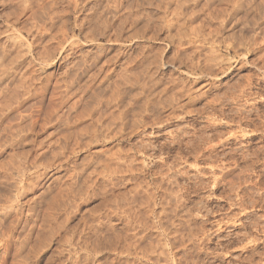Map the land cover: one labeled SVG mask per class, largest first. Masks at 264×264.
Instances as JSON below:
<instances>
[{
	"label": "rangeland",
	"instance_id": "374dc122",
	"mask_svg": "<svg viewBox=\"0 0 264 264\" xmlns=\"http://www.w3.org/2000/svg\"><path fill=\"white\" fill-rule=\"evenodd\" d=\"M11 1L12 0H1L0 1V31H1L0 32V42H1L0 43V57L2 54L3 48L6 45H8L9 40L13 38L16 40L20 38L19 40H20L21 47L19 48L17 47L18 48L17 50L20 51L18 55L22 57L18 59L19 56H16V59L18 60L15 59L14 61L16 68L19 66L18 70L16 68L15 69L20 74H16L17 76L15 75V77L13 76L14 81L12 80L13 79L12 78L7 82L8 84L6 83L8 85V88L11 86V84L13 85L8 89L10 90L9 92L11 93L12 88H15L14 91L17 90L16 92L18 93V96H19V101H17L18 103L14 102L12 104V106H14L13 107L14 110L11 113H9L8 116L10 117L9 120H11L12 122L13 121L15 122V123L13 122L14 124L20 123L22 125H26L27 123V125H31L32 131L31 133L28 134V137H27L28 139L26 138L27 140L25 139L21 143L22 145L19 144L12 149L5 147L3 148V151L2 150L0 151V164L2 163V160L3 161L5 160L4 161L5 163H6V160L8 159L11 161L14 155H15L14 156L15 158L16 155L18 156L20 155V153L22 154L24 153V155L26 156L28 155V158L29 157L32 158V156L34 155L36 156V155L42 154L41 156L40 155L38 156V158L41 157L42 159L40 158L41 161L39 160V163H40L39 167L34 170L38 174V175L35 174L37 178L35 176L34 178L36 179H34L33 181L36 186L35 185L34 187L30 186L31 190H30V187H28L29 189L26 188L27 191L25 189L24 191L23 190L19 191L20 193L15 192V191L9 192L11 193L10 198L13 197V199H11L12 201L11 207L13 209H17L15 210V212L12 211V214L9 219H11L12 216L15 219L18 217L20 219L19 214H21V219H22V220L20 219V222H21L19 225L20 227L18 226L17 229L14 230L15 232H13V236L14 234H16L17 236L15 235L14 238L17 237L16 239L18 240L19 236L22 238L21 236L22 234L23 237H25V235L28 236L29 240L27 239L26 245L23 248V251L20 253L21 257L19 256L16 259H14V257L12 256L13 254L12 250L15 249L16 242L20 241L21 239L17 241L16 239L12 238V240L10 241L11 244L9 247L10 251L8 250V253L5 252V247L7 246L4 240L2 239L3 241H0V245L1 244H4V245L0 246V259L3 260L4 258L5 260L4 264H16V263L17 264H46V263L47 264L48 263L49 264H186V263L187 264H236V263L237 264H264V236H263V231H262L264 227L263 226L264 225V222H263L264 221V208H263L264 207V202H263L264 201V180H263L264 173L262 174V177L257 176L256 178V174L258 172H261V173L264 172V54H263L264 53V3H262L264 2V0L262 1L256 0V3H255V0H244V3H243V0L242 2L241 0H235V2L234 0H232L234 3L230 2L231 0L229 2L226 0H220V1L214 0V2L210 5V7L213 8L212 9L213 16L216 15L217 17L215 19L216 21L214 20V18L212 19L211 22H210V19L207 20V15L206 13H204L205 12L204 9L208 11L209 8H204L203 11L199 13L200 15L203 14L205 18H203V15L200 18L197 17L194 21V26L192 27L196 26L195 22L199 18L197 20V27L200 26V27H204L207 29L210 26L211 28L212 26L214 27L216 22L221 23L220 17L222 19L223 18L222 16L223 15L225 16L227 12L228 14H231V12H229L228 9H231L232 7V9L230 10L232 11L234 9L233 7L234 5L236 6H238L239 4L242 5V6H238L239 10L237 8L233 10L232 14H234L235 16L231 14V16L235 17V19L236 20L238 19V20L236 21L234 19L235 20L234 21L233 18L230 17L229 20H231L230 22L231 24L228 23L229 27L226 26L225 29L222 28L220 30L221 32H219V34L214 38V42H212L213 44L212 46H214V54L217 56V60H218L216 63L217 65L215 64L211 66L210 69L207 68V70L203 73L200 72L201 75L199 71H197V73H194L185 66H182V67L175 66L174 67L175 69L172 68L170 66L171 64L170 62L174 60L170 61L168 64V61L173 58V57L171 58L170 56L174 55V51L171 46V43L165 38L166 32L160 20V15L158 11L159 8L157 7V5H155L157 2H159V0H116V1L115 0L113 1L112 0H109V1L108 0H87V1L76 0L75 2H77V5L75 6V9L73 8L74 0L72 1L70 0L68 1L59 0L58 1L57 0L58 2L56 3H59V5L57 4L58 6L56 5L57 6L56 7L55 4H53L56 8H54L53 6L52 10L50 11L48 15L45 12L43 14L42 9H40V11L42 12L38 10L39 13L37 12L38 13L37 16L36 15L31 16V12L28 11L23 16L29 18L31 23H29V21L28 22L26 21L28 20L27 18L24 19L25 17L24 18L22 17L21 18L22 20L20 19L17 23L15 22V24H13V21H15L14 16H13L15 15V13L13 14V12L16 11V13L17 12L20 13V10H15L16 7H17L16 9H20V7H18L15 0H13L12 2ZM46 1L44 0V3H46ZM55 1L56 0H54V2ZM141 1H142V4H141ZM237 1L239 4L236 3ZM251 1L254 2L256 6L251 5L252 3ZM258 1L259 2L261 1L260 3H261V6L263 7L261 9V6H260V8H258L259 10H257V7H259L260 5ZM32 2H33L32 5L34 4L36 5V0L35 2L32 0ZM38 2L40 4V0ZM38 2H37V5L39 7ZM246 2L247 3L249 2L250 4H246ZM246 5L247 6L249 5V6L247 7ZM251 6L252 7L255 6L256 8L253 7V10H252ZM161 7L163 8V4H161ZM223 9L225 11L223 15H221V13L223 12ZM33 11L36 12V9H34ZM5 12H6V15H5ZM156 12L158 13V15ZM216 12L218 14L220 12L221 16L216 14ZM236 12H237V15H236ZM27 13H30V14H27ZM53 15L55 16V18ZM50 16L53 17V23H51L50 22L51 20H49L48 18ZM52 17H50V19H52ZM23 19L25 20L24 23L26 26H24V23L22 22ZM41 22L43 24H41ZM105 22L109 23V25H107ZM201 22H204V23L200 24ZM212 22H215V24H212ZM34 23H36V25ZM104 23L106 24L105 26L102 25ZM116 23L117 24L121 23L120 25L122 27L119 24L117 25ZM205 23L208 24L209 27L208 25L205 27L204 26ZM75 24L77 25L75 26ZM198 24L200 25L198 26ZM22 25L24 27H22ZM34 25L37 27H35ZM110 25H112V27H110ZM231 25L234 27H232ZM59 26L61 29L59 28ZM26 27H28V29ZM113 28L115 29V31H112L114 30ZM31 30L32 32L33 30L34 32H38L39 30L38 33L39 35H42V36L38 35L35 39L32 38L30 35L32 33ZM117 35H119L120 37L119 36L116 37ZM128 35H131L132 37L129 36L130 38H128ZM115 37L119 38V40L115 39ZM120 38H123V39H120ZM236 41H238L239 43ZM9 48H11L10 44H9ZM22 52H23V55H21ZM139 52H142V53H139ZM148 52H149V55H148ZM143 53L144 54L146 53V55L148 56L151 55V57L152 56L154 57L156 55V57L158 58L157 68L155 69L156 73H158L156 75L158 76L155 79L153 78L155 81L153 79L152 80L148 79L150 77H148L149 75L148 73H146L147 72L146 67L144 69L145 65L142 66L143 64L139 61L140 58L142 59ZM13 55L11 54V56ZM19 60L20 62H18ZM21 60H22V63H21ZM19 64H24V66L23 65L20 66ZM17 71L15 73H17ZM22 74L24 77L22 78L23 82L21 79H18L19 78L18 75L21 76ZM159 76L161 79L158 78ZM132 77L136 80V86L134 84L135 80ZM62 78H64L65 80ZM157 79H158L159 85L157 83ZM171 79L172 80L174 79L173 82L175 83L178 81L177 84L180 83V85L182 84V86H184L185 84V87L189 89V95L179 94V92L175 93V91H171V90H168L169 92L163 91L160 88V84H162L163 82H167V80H168L167 83H169V81H172ZM98 80L100 83L98 82ZM149 80L151 81L152 84H148L150 83L148 82ZM129 81L132 83H130ZM142 82H145V84L147 83V85H145L144 83L142 84ZM201 83H203V85ZM66 84H68L70 88L66 87ZM148 85L149 86L152 85V87L150 86L151 88H149ZM153 85L154 86L156 85V87H154ZM147 86L149 89L147 88ZM27 87L29 89H27ZM120 88H121V91H120ZM117 89L119 90L117 91ZM147 93L148 94L150 93L151 95L149 94L148 96ZM155 93H158V94H155ZM57 96L59 97L57 98ZM120 98L122 99V101L120 100ZM214 98L218 99L216 100L217 102L215 101ZM117 101L118 102L120 101L122 104L120 102L118 103ZM211 101L213 102L215 101V103ZM180 105H182L183 107L182 106L180 107ZM212 105L215 108V110L212 107ZM68 107L70 108L68 109ZM241 107H242V110L240 109L239 111L238 108H241ZM108 113H110L111 115ZM80 114L82 117L79 116ZM15 115L17 116V118ZM102 115L106 117L107 119L108 118L109 119L107 120L106 118H103ZM101 116L103 118L101 119L102 121L100 120ZM21 117H24V118H21ZM96 117H97L96 119L97 122L95 120ZM110 117L112 118L111 119L112 121L110 120ZM248 117L249 119H247ZM115 119H118V120L115 121ZM99 120L100 122L98 123ZM5 121H8V118H5ZM29 121L31 123H29ZM111 122L113 123L111 124ZM89 123H91L92 126L96 124L97 127L101 129H102V126H104L103 128L104 129L106 128L107 129L106 131H108V133L103 129L104 131L102 130L101 132H99L97 134V137L89 144V146L84 147L82 145L81 146L82 148H80V146L76 147L77 146V144H75L76 141L81 142L84 138L87 137V131H90V129L93 128L91 124ZM101 123H103L102 126L100 125ZM127 124H129L130 126ZM89 127H92V128L89 129ZM115 127L116 128L118 127L116 129L118 131L116 132H114ZM85 128L87 129V131ZM197 128L198 130L200 129L199 132ZM179 129L180 130L187 129L186 131H192L195 129L198 133H201V132L202 134L210 133L212 135V138L215 136V139H213L215 143L213 141L212 142L213 144H217L216 147L218 148L216 152L214 151L215 153L211 152L210 154L208 152L209 155L206 154L207 159L206 157L204 159L202 158L203 160L201 158L200 160L195 159L194 153L192 151L188 152V150L190 149L186 151L185 146L171 143L172 137L177 134L176 132H180ZM81 131L82 132L84 131V132L82 133ZM53 132L54 133L56 132V133L54 134ZM239 133L241 134V136ZM106 134H108L109 136ZM217 134L220 137L217 136ZM82 136H86V137L81 138ZM63 140L64 141L66 140V141L64 142ZM84 140L82 142H84ZM223 142H225L226 144L224 146H221V143ZM58 143H60L62 147H64V149L62 148V150L64 151L63 152L60 151L62 155L61 153H59V150L61 149L60 148L58 149V147L60 146ZM71 146L72 147L74 146L73 147L74 149ZM141 147L143 148L145 147V148L143 149ZM109 148L112 150H109ZM238 148L240 151L238 150ZM44 150L46 152H43ZM218 150L220 153L218 152ZM103 153L106 156H104ZM112 154L115 155L116 157L113 156ZM242 154L246 157L245 158L246 161L242 162L240 160L242 158L241 157ZM117 155H119V157ZM232 155L234 157L231 158ZM108 156L110 158H108ZM9 157L12 159H10ZM123 157H125L126 159ZM238 157L239 158L241 157V158L239 159ZM118 158L119 159L122 158L123 160L121 161V159L119 160ZM124 159L126 160V162L128 161L127 162L128 164L125 163ZM235 159L236 160L239 159L241 161L239 162V165L237 166L238 168L234 166L232 163ZM221 161H223V163L225 162L226 164L225 163L223 164ZM240 163H241V166H240ZM119 165L123 169L120 168ZM223 165L225 167L227 165V167L231 166L233 168L231 173L225 175V178H223L222 172H221V168L222 170L225 168ZM78 166H79V169H78ZM131 166L132 168L136 167L135 168L136 170L134 169L135 170L134 171L131 168ZM99 168H100V171H99ZM113 169L116 170V172ZM119 169L121 171L124 170L123 171L124 173H119L120 172ZM44 170H46V172ZM137 170L139 171L137 172ZM126 171L127 173H125ZM165 171L167 174L165 173ZM156 172L157 174H155ZM174 172H177V173L173 174ZM254 172H257V173H254ZM159 173L161 175H159ZM170 173L172 174V176H175V177L173 178ZM178 173L181 175L179 176ZM133 174L136 176H134ZM138 174H140L139 175L140 178H138ZM164 174L166 175V178L164 177ZM168 174L170 175L172 179L170 177L169 178L167 177ZM218 174H220V176ZM128 175L130 176L133 175V177L132 176L129 177ZM115 177L116 178L120 177L122 179L114 180ZM160 177L163 179L165 178L163 181V185L168 189L170 188L169 189L170 194H167V197L169 196L168 197L169 199L166 197L167 205L169 202H170L169 203L170 205L169 206L166 205V208L167 209L169 208V209L168 210L166 209L164 213L169 217L172 213V211L171 212L169 211L170 208L172 207L173 209L176 204L180 207V204H178V201L179 203H182V201L184 202L182 203V206H183L182 208H186V211L185 212L183 211V213L186 215L180 212L181 218L179 217V221H176V222L178 223L180 222L179 223L180 226H178V229L179 227L181 229L175 231L176 233H178L177 231H181L182 233L180 232L179 234H176L174 232L175 236H177L176 238L172 233H169L170 229L165 231L157 227H155V229L151 228L152 230L151 229L150 230H151V233L153 232V234L150 233L148 237L144 239L141 238L140 241H139L140 234H138V236L136 237V240L138 239V241L137 242L135 241V242L138 248H136L137 250H135L134 252H136L137 254L134 253L135 254L134 255L133 253H128L127 250H126L127 252L125 251V248L127 247V242H129V240L127 239L128 235L127 233H125L126 229H123L122 235L120 237L121 239H119L118 234H117L119 224H118V215H117L118 207L116 205L118 202L121 203L122 201L125 200V199L123 200V197H121V195H123L124 198H127V200H125V203H124L126 205H123V202L121 203L123 206H125L124 208H126L128 205L130 206V204L132 203L130 207L128 206L129 208L132 207L131 209H133L131 211H132V216H133L132 221L133 220L134 221L131 223L134 224V222L137 219H139L137 221H139L140 224L139 222L136 221L134 224V227H136L137 229L134 228V230L135 231L137 230L140 233L141 232L140 230L146 228L144 226V223H141V222H143L147 218V213H145L146 211H144L143 214L141 213L143 211L142 207L144 206L143 201L141 202V200H144L143 199L144 190L147 191L146 188L148 187H151V188H148V190L149 189L151 191L157 190L154 185H155L156 179H159ZM255 178L257 180L262 178V183L261 185H259V188L252 185L253 181H255ZM174 179H175V182H173ZM87 182H89V184ZM142 183H144L145 186L148 184L149 185L146 186L145 188L144 184ZM131 184H134L135 186ZM82 186L85 188H83ZM131 186L134 188V190H131L133 189ZM138 186L139 187L141 186L139 188L140 190H138ZM143 187L144 189H142ZM3 188L4 187L1 188V185H0L1 192L5 191ZM135 189L137 191H135ZM72 190H75V191H72ZM129 190H130V194L137 192L136 197L134 196L136 194H133L134 201L133 199L130 198V196L132 195L129 194ZM176 190L177 192L180 193L181 196L179 195V193L174 192ZM138 191L139 192L142 191V192L139 193ZM171 192H173L174 194ZM9 193H5V194L8 196ZM12 193H14V196ZM174 195L176 196L179 195V196L176 197ZM113 196L114 198H112ZM172 197H174V199ZM136 198L137 200H140V201L135 202ZM175 198L176 199L178 198V200L176 201ZM130 199L133 202L130 201ZM128 201H129V204H127ZM158 201L159 199L155 200L154 202L152 201L153 205L157 208L159 206ZM32 202L36 203L35 206L37 207H35L34 209L35 211H33L35 215L33 214L34 216L32 217V219L33 220L36 219V221H34L35 225L31 231L28 229L29 228L28 226L27 227L25 226L26 228L24 227L23 229L21 225L23 226V223H25L26 221H28L27 223L29 222L31 223V216H29L30 217L29 219V217H27L28 215L27 213H29L28 208L31 205L30 203ZM71 202H74V203H71ZM37 204H40V205H37ZM183 204L187 206L185 207ZM18 208L20 209V211ZM135 208H138V209H135ZM139 208H141V210ZM21 210H22V213H21ZM134 210L135 211L139 210L138 211L139 214L135 212ZM63 211L65 214L63 213ZM16 212H18L19 214ZM133 212H135L136 214L134 213L133 215ZM13 214L15 215L18 214V216L16 215L15 217V215ZM189 214L190 216H188ZM136 215H138L139 218ZM143 215L145 216L142 218L141 216ZM183 216L185 218H183ZM134 217L135 218L137 217V218L135 219ZM151 218L153 221L151 220ZM147 219L145 221H148V223L150 224L151 222L154 223V220H156L155 217H152V214H150V218H147ZM181 219L182 221H180ZM24 220L25 222H23ZM168 223H169L168 221H166V223L163 222V224L165 225L164 227L170 228L171 224L170 223L168 224ZM157 224H158V221H157ZM198 224L199 226L197 227ZM183 227H185L184 228L185 230L183 229ZM20 228L23 229L26 232V234L25 232L23 233V230H21ZM19 230L22 231V233ZM28 231L29 233H31L30 237H29V234H27ZM65 233H67V235ZM158 235L159 237L160 236L162 237V238L160 237L161 241L164 239L165 242L163 241L162 243H165L166 245L169 244L168 246H166L167 249L164 250V253H163V255L165 254V256L167 257L161 256V258L159 257L160 258L159 261H157L155 259L157 252L155 251L153 252L150 249L148 253H152L151 256L153 259H151L150 261H146L141 256V253H140L141 249L148 248L149 242L153 241L154 240L153 238L157 237ZM168 235L169 236L172 235V236L169 237ZM170 238L174 240L175 242L174 248L176 249L174 248L172 249L173 247L172 243L174 242ZM167 240L171 242H168ZM137 243L139 244V246ZM179 244H181V246ZM125 245L126 247H124ZM13 246H14V249L12 248ZM63 248L64 249L66 248L67 250H64ZM120 248H121V254L119 252ZM188 257L190 258V260Z\"/></svg>",
	"mask_w": 264,
	"mask_h": 264
},
{
	"label": "bare ground",
	"instance_id": "6f19581e",
	"mask_svg": "<svg viewBox=\"0 0 264 264\" xmlns=\"http://www.w3.org/2000/svg\"><path fill=\"white\" fill-rule=\"evenodd\" d=\"M1 1V0H0ZM13 1V0H12ZM11 1V2H12ZM16 1V3H17V5H18V7H20V9H16L15 8V10H20V13H16V11L15 12H13V14L15 13V15H13L14 16V20L15 21H13V24H15V22L17 23L22 17L24 18L25 16H23V15H25L26 14V12H31V16L33 15H38V10L40 11V9H42V11H43V14H44V12L45 13H47V15L50 13V11L52 10V8H53V4H55V6L58 4L59 5V3H56V2H58L57 0L54 2V0H45L46 1V3H44V0H42L43 1V3H42V1L40 0V4H39V0L37 1L36 0V5H37V2H38V4H39V7H38V5L36 6L35 4V6L34 5H32V0H15ZM34 2H35V0H33ZM68 1V0H67ZM70 1H72V0H70ZM76 0H74L73 1V4H74V9H75V6L77 5V2H75ZM81 1V0H80ZM85 1H87V0H85ZM109 1V0H108ZM113 1V0H112ZM116 1V0H115ZM217 1V0H216ZM218 1H220V0H218ZM226 1H230V0H226ZM262 1V0H261ZM260 1V2H261ZM62 2H64V1H62ZM214 2V0H159V2H157L155 5H157V7L159 8V15H160V20H161V22H162V25H163V27H164V29H165V38L171 43V46H172V48H173V51H174V55L173 56H170L172 59L171 60H169L168 61V59H167V61H168V64H169V62L170 61H172V60H174V61H172V62H170L171 64H170V66L172 67V68H174L175 66H177V67H182V66H185V67H187V68H189L192 72H194V73H197V71H199V73L201 72V73H203V72H205L206 70H207V68H209L210 69V67L211 66H213V65H215L216 63H217V56L214 54V46H212L213 44H212V42H214V38L219 34V32H221L220 30L222 29V28H224L225 29V27L226 26H228L229 27V25H228V23H230L231 22V20H229V18L230 17H232L233 18V20L235 19V17H233V16H235L234 14H232L233 13V10H235L236 8L239 10V8H238V6H242L241 4H239L238 3V1L236 2V3H238L239 5L238 6H236V5H231V6H233L234 7V9L232 10V11H230L231 9H232V7H231V9H228L229 10V12H231V14L233 15V16H231V14H228V12H227V14H225V16L223 15V13H224V9H226V8H224L223 9V12L221 13V15H223L222 17V19H221V17H220V20H221V23H217L216 22V24H215V22H212V24H215L214 25V27L212 26V28H211V26L209 27V25L208 24H204V26L206 27L207 25H208V27L209 28H204V27H200L199 25L200 24H203L204 22H201L200 24H198V26L199 27H197V20L203 15V14H199V13H201V11H203V9L204 8H209V10L208 11H206V9H204L205 10V12L204 13H206V15H207V20H209L210 19V22L212 21V19L214 18V20L217 18L216 17V15L215 16H213V8L212 7H210V5L212 4ZM230 2H233L232 0L230 1ZM234 2H235V0H234ZM233 2V3H234ZM241 2H242V0H241ZM252 2V1H251ZM259 2V1H258ZM259 2V3H260ZM72 3V2H71ZM243 3H244V0H243ZM252 3H254V2H252ZM251 3V5H255V3H256V0H255V3L254 4H252ZM262 3H264V2H262ZM64 4V3H63ZM140 4V3H139ZM141 4H142V1H141ZM161 4H163V8L161 7ZM232 4V3H231ZM246 4H250L249 2L247 3L246 2ZM57 5V6H58ZM143 5H145V4H143ZM146 5H148V4H146ZM154 5V4H153ZM216 5V4H215ZM219 5V4H218ZM259 5V4H258ZM32 6H33V8L34 9H36V12L35 11H33L34 9L32 8ZM54 6V8H56ZM213 6V5H212ZM236 6V7H235ZM247 6V5H246ZM249 6V5H248ZM247 6V7H248ZM256 6V5H255ZM255 6H253V7H255ZM260 6H261V3H260V5H259V7H257V10H259L258 8H260ZM2 7V6H1ZM36 7V8H35ZM69 7V6H68ZM67 7V8H68ZM106 7V6H105ZM136 7H137V5H136ZM155 7V6H154ZM252 7V6H251ZM250 7V8H251ZM253 7H252V10H253ZM37 8H39V9H37ZM60 8H62V7H60ZM211 8V9H210ZM256 8V7H255ZM263 7L261 6V9H262ZM155 9V8H154ZM215 9V8H214ZM45 10V11H44ZM56 10V9H55ZM64 10V9H63ZM90 10V9H89ZM157 10V9H156ZM216 10V9H215ZM215 10H214V12H215ZM220 10H222V9H220ZM219 10V11H220ZM241 10V9H240ZM249 10H251V9H249ZM42 11H40V12H42ZM70 11V10H69ZM126 11V10H125ZM217 11V10H216ZM227 11V10H226ZM38 12V13H37ZM52 12H54V11H52ZM57 12H59V11H57ZM66 12V11H65ZM218 12V11H217ZM216 12V14H218ZM221 12V11H220ZM220 12H219V14L218 15H220ZM35 13H37V14H35ZM67 13V12H66ZM79 13V12H78ZM151 13H153V12H151ZM157 13V12H156ZM27 14H30V13H27ZM54 14V13H53ZM57 14V13H56ZM63 14V13H62ZM117 14H118V12H117ZM5 15H6V12H5ZM10 15V14H9ZM46 15V14H45ZM52 15V14H51ZM155 15V14H154ZM157 15H158V13H157ZM199 15V16H198ZM220 15V16H221ZM236 15H237V12H236ZM40 16V15H39ZM54 16V15H53ZM57 16V15H56ZM61 16V15H60ZM117 16V15H116ZM46 17V16H45ZM50 17H52V16H50ZM50 17H48L49 18V20H51L50 22L51 23H53V17H52V19H50ZM66 17V16H65ZM64 17V18H65ZM89 17V16H88ZM96 17V16H95ZM119 17V16H118ZM152 17V16H151ZM155 17V16H154ZM197 17H199L197 20H196V22H195V27H192V26H194V21H195V19L197 18ZM27 17H25L24 19H26ZM54 18H55V16H54ZM57 18V17H56ZM60 18V17H59ZM63 18V17H62ZM153 18V17H152ZM203 18H205L204 17V15H203ZM202 18V19H203ZM252 18V17H251ZM23 19V23H24V20ZM28 20H26L27 22L29 21V23H31L30 22V20H29V18H27ZM46 19V18H45ZM104 19V18H103ZM116 19V18H115ZM154 19V18H153ZM219 19V18H218ZM262 19V18H261ZM13 20V19H12ZM22 20V19H21ZM113 20V19H112ZM152 20V19H151ZM236 20V19H235ZM234 20V21H235ZM238 20V19H237ZM236 20V21H237ZM35 21V20H34ZM41 21H43V20H41ZM46 21V20H45ZM81 21H83V20H81ZM200 21V20H199ZM216 21V20H215ZM233 21V22H234ZM255 21V20H254ZM21 22V21H20ZM26 22V23H27ZM38 22V21H37ZM66 22V21H65ZM136 22V21H135ZM39 23V22H38ZM45 23V22H44ZM61 23V22H60ZM78 23V22H77ZM97 23V22H96ZM106 23V22H105ZM102 24V25H109V23H106V24ZM260 23V22H259ZM22 24V23H21ZM35 25H36V23H34ZM41 24H43L42 22H41ZM48 24V23H47ZM57 24V23H56ZM99 24V23H98ZM117 24V23H116ZM119 24V23H118ZM117 24V25H118ZM121 24V23H120ZM119 24V25H120ZM210 24V23H209ZM231 24V23H230ZM34 25V26H35ZM77 24H75V26H76ZM82 25V24H81ZM101 25V26H102ZM233 25H235V24H233ZM246 25V24H245ZM262 25V24H261ZM24 26H26L25 25V23H24ZM23 25H22V27H24ZM30 26V25H29ZM28 26V27H29ZM44 26V25H43ZM83 26V25H82ZM103 26V27H104ZM121 26V25H120ZM202 26V25H201ZM232 26V25H231ZM28 27H26L27 29H28ZM32 27V26H31ZM35 27H37V26H35ZM49 27V26H48ZM107 27V26H106ZM110 27H112V25H110ZM114 27V26H113ZM122 27V26H121ZM227 27V28H228ZM232 27H234V26H232ZM4 28V27H3ZM51 28V27H50ZM59 28H60V26H59ZM83 28V27H82ZM81 28V29H82ZM97 28V27H96ZM108 28V27H107ZM119 28V27H118ZM226 28V29H227ZM236 28V27H235ZM249 28V27H248ZM29 29H31V28H29ZM46 29V28H45ZM61 29V28H60ZM99 29H101V28H99ZM103 29V28H102ZM114 29V28H113ZM115 29H116V27H115ZM115 29L114 30H112V31H115ZM223 29V30H224ZM232 29V28H231ZM238 29V28H237ZM35 30V29H34ZM34 30H33V32H32V30H31V37L32 38H36L38 35H39V30H38V32H34ZM36 30H37V28H36ZM44 30V29H43ZM84 30V29H83ZM120 30V29H119ZM228 30V29H227ZM227 30H225V31H227ZM230 30V29H229ZM81 31V30H80ZM89 31V30H88ZM88 31H86V32H88ZM140 31V30H139ZM146 31V30H145ZM231 31V30H230ZM1 32V31H0ZM41 32V31H40ZM52 32H54V31H52ZM60 32V31H59ZM83 32V31H82ZM93 32V31H92ZM105 32V31H104ZM124 32V31H123ZM134 32V31H133ZM261 32V31H260ZM117 33V32H116ZM121 33V32H120ZM159 33V32H158ZM262 33V32H261ZM40 34H42V33H40ZM56 34H58V33H56ZM61 34V33H60ZM128 34V33H127ZM143 34V33H142ZM2 35V34H1ZM90 35V34H89ZM88 35V36H89ZM100 35V34H99ZM116 35V34H115ZM133 35V34H132ZM139 35V34H138ZM148 35V34H147ZM146 35V36H147ZM152 35V34H151ZM258 35V34H257ZM256 35V36H257ZM39 36H42V35H39ZM59 36V35H58ZM62 36V35H61ZM119 35H117L116 37H118ZM132 37L131 35H128V38H130V37ZM134 36V35H133ZM141 36V35H140ZM157 36V35H156ZM155 36V37H156ZM6 37V36H5ZM20 37V36H19ZM83 37V36H82ZM87 37V36H86ZM90 37V36H89ZM113 37V36H112ZM115 37V39H118L119 40V38H116ZM120 37V36H119ZM123 37V36H122ZM135 37V36H134ZM152 37V36H151ZM232 37V36H231ZM230 37V38H231ZM259 37V36H258ZM13 38V37H12ZM54 38V37H53ZM108 38V37H107ZM124 38V37H123ZM123 38H120V39H123ZM218 38V37H217ZM229 38V39H230ZM20 38H18L17 40L16 39H8L9 40V42H8V45H6L4 48H3V50H2V54H1V59H0V151L2 150L3 151V148H5V147H7V148H14V147H16L17 145H19V144H21L27 137H28V134L29 133H31V131H32V127H31V125H27V123H26V125H22V124H20V123H16V124H14L11 120H9V113H11L13 110H14V106H12V104L15 102V103H18L17 101H19V96H18V93L16 92V91H14V89L15 88H12V90H11V93L9 92L10 90H8L11 86H13L12 84H11V86L8 88V81L10 80V79H12L13 81H14V77H15V75L16 74H20L17 70H18V67L16 68V66H15V63H14V61H15V59H16V56H19L18 55V53L20 52V51H18L17 49L19 48V47H21V44H20V40H19ZM59 39V38H58ZM94 39V38H93ZM114 39V40H115ZM224 39V38H223ZM37 40V39H36ZM50 40V39H49ZM112 40V39H111ZM117 40V41H118ZM155 40V39H154ZM246 40V39H245ZM113 41V40H112ZM123 41V40H122ZM228 41V40H227ZM230 41V40H229ZM67 42V41H66ZM219 42V41H218ZM236 42H238V41H236ZM243 42V41H242ZM247 42V41H246ZM248 42H249V40H248ZM261 42V41H260ZM1 43V42H0ZM235 43V42H234ZM239 43V42H238ZM259 43V42H258ZM9 44H10V46H11V48H9ZM58 44V43H57ZM227 44V43H226ZM43 45V44H42ZM45 45V44H44ZM138 45V44H137ZM224 45V44H223ZM228 45V44H227ZM237 45V44H236ZM239 45V44H238ZM139 46V45H138ZM229 46V45H228ZM18 47V48H17ZM104 47V46H103ZM136 47V46H135ZM141 47V46H140ZM143 47V46H142ZM145 47V46H144ZM235 47V46H234ZM233 47V48H234ZM9 48V49H8ZM139 49V48H138ZM159 49V48H158ZM99 50V49H98ZM147 50V49H146ZM161 50V49H160ZM242 50V49H241ZM257 50V49H256ZM13 53H14V55H13ZM139 53H142V52H139ZM157 53V52H156ZM263 53V52H262ZM11 54L13 55V56H11ZM21 54V53H20ZM264 54V53H263ZM21 55H23V52H22V54ZM48 55V54H47ZM148 55H149V52H148ZM148 55H146V53L144 54H142V59L140 58V62L143 64L142 66H144V69H145V67H146V70H147V72L146 73H148V77H150V78H148V79H155V78H157V76L158 75H156V74H158V73H156V68H157V63H158V58L156 57V55L153 57H151V55L150 56H148ZM160 55H162V54H160ZM11 56V57H10ZM20 57H22V56H19V58L18 59H20ZM117 57V56H116ZM138 57H140V56H138ZM170 57H169V59H170ZM240 57H242V56H240ZM127 58V57H126ZM232 58V57H231ZM9 59H10V61H9ZM14 59V60H13ZM18 59H16V60H18ZM262 59V58H261ZM7 60H8V62H7ZM25 60V59H24ZM47 60V59H46ZM164 60V59H163ZM166 60V59H165ZM241 60V59H240ZM95 61V60H94ZM108 61V60H107ZM133 61V60H132ZM167 61H166V63H167ZM17 62V61H16ZM18 62H20V60L18 61ZM115 62V61H114ZM248 62V61H247ZM21 63H22V60H21ZM23 63H24V61H23ZM71 63V62H70ZM69 63V64H70ZM88 63V62H87ZM219 63V62H218ZM79 64V63H78ZM113 64V63H112ZM20 66H24V64H19ZM74 65H76V64H74ZM129 65V64H128ZM138 65V64H137ZM217 65V64H216ZM123 66V65H122ZM134 66V65H133ZM142 66H140V67H142ZM128 67V66H127ZM159 67V66H158ZM17 70H16V69ZM32 68V67H31ZM76 68V67H75ZM110 68V67H109ZM228 68V67H227ZM114 69V68H113ZM175 69V68H174ZM23 70V69H22ZM82 70V69H81ZM143 70V69H142ZM145 70V71H146ZM17 71V73H15ZM109 71H110V69H109ZM144 71V72H145ZM213 71V70H212ZM21 72V71H20ZM30 72V71H29ZM71 72H73V71H71ZM76 72V71H75ZM74 72V73H75ZM98 72V71H97ZM121 72V71H120ZM138 72V71H137ZM159 72V71H158ZM171 72V71H170ZM211 72V71H210ZM216 72V71H215ZM114 73H116V72H114ZM122 73V72H121ZM124 73V72H123ZM201 73H200V75H201ZM208 73V72H207ZM214 73V72H213ZM29 74V73H28ZM111 74V73H110ZM119 74V73H118ZM170 74V73H169ZM26 75V74H25ZM24 75V76H25ZM68 75V74H67ZM66 75V76H67ZM103 75V74H102ZM146 75V74H145ZM145 75H143V76H145ZM14 76V77H13ZM17 76V75H16ZM19 76V78L18 79H21L22 80V78H24L23 77V74L20 76V75H18ZM35 76V75H34ZM65 76V75H64ZM88 76V75H87ZM123 76V75H122ZM162 76V75H161ZM21 77V78H20ZM39 77V76H38ZM95 77V76H94ZM127 77H128V75H127ZM178 77V76H177ZM245 77V76H244ZM17 78V77H16ZM76 78V77H75ZM103 78V77H102ZM133 78V77H132ZM136 78V77H135ZM145 78H147V77H145ZM158 78H160V76L158 77ZM26 79H27V77H26ZM62 79H64V78H62ZM99 79V78H98ZM134 79V78H133ZM137 79V78H136ZM140 79V78H139ZM153 79V80H154ZM161 79V78H160ZM159 79V80H160ZM244 79V78H243ZM25 80V79H24ZM29 80V79H28ZM33 80V79H32ZM65 80V79H64ZM101 80V79H100ZM117 80V79H116ZM126 80V79H125ZM135 80V79H134ZM138 80V79H137ZM169 80V79H168ZM168 80H167V82H168ZM172 80V79H171ZM174 80V79H173ZM173 80L172 81H169V83H167V82H163L162 84H160V88L163 90V91H168V90H171V91H175V93H177V92H179V94H184V95H186V94H188L189 95V89H187L186 87H185V84H184V86H182V84L180 85V83L179 84H177V82L175 83V82H173ZM13 81H12V83H13ZM16 81V80H15ZM19 81V80H18ZM31 81V80H30ZM29 81V82H30ZM72 81V80H71ZM91 81V80H90ZM121 81V80H120ZM143 81H145V80H143ZM155 81V80H154ZM22 82H23V80H22ZM28 82V83H29ZM66 82V81H65ZM70 82V81H69ZM98 82H99V80H98ZM125 82V81H124ZM130 82V81H129ZM139 82V81H138ZM148 82H150V83H148V84H152L151 83V81L149 80ZM254 82V81H253ZM7 83V84H6ZM25 83V82H24ZM58 83V82H57ZM67 83H68V81H67ZM71 83V82H70ZM100 83V82H99ZM130 83H132V82H130ZM145 84V82H142V84ZM156 83V82H155ZM157 83H158V85H159V82H158V79H157ZM182 83V82H181ZM190 83V82H189ZM5 84V85H4ZM18 84V83H17ZM73 84V83H72ZM134 84H135V86H136V80H135V82H134ZM138 84V83H137ZM202 85H203V83H201ZM223 84V83H222ZM249 84V83H248ZM68 84H66V87H68V88H70V86L68 85ZM81 85V84H80ZM100 85V84H99ZM111 85H113V84H111ZM145 85H147V83L145 84ZM212 85V84H211ZM251 85V84H250ZM21 86V85H20ZM27 86V85H26ZM85 86V85H84ZM98 86V85H97ZM118 86V85H117ZM140 86V85H139ZM149 86V85H148ZM148 86H147V88H148ZM151 87H152V85H150ZM149 86V88H151ZM154 86V85H153ZM194 86V85H193ZM228 86V85H227ZM57 87V86H56ZM93 87V86H92ZM119 87V86H118ZM154 87H156V85L154 86ZM188 87V86H187ZM192 87V86H191ZM201 87V86H200ZM206 87V86H205ZM240 87V86H239ZM244 87V86H243ZM250 87V86H249ZM29 88H30V86H29ZM28 87H27V89H29ZM55 88V87H54ZM67 88V89H68ZM91 88V87H90ZM114 88V87H113ZM131 88V87H130ZM129 88V89H130ZM146 88V87H145ZM148 88V89H149ZM158 88V87H157ZM189 88V87H188ZM197 88V87H196ZM51 89V88H50ZM76 89V88H75ZM128 89V90H129ZM155 89V88H154ZM242 89V88H241ZM244 89V88H243ZM59 90V89H58ZM84 90V89H83ZM119 89H117V91H118ZM125 90V89H124ZM203 90V89H202ZM28 91V90H27ZM52 91V90H51ZM73 91V90H72ZM120 91H121V88H120ZM119 91V92H120ZM160 91V90H159ZM162 91V92H163ZM170 91V92H171ZM186 91H187V93H186ZM228 91V90H227ZM244 91V90H243ZM242 91V92H243ZM262 91V90H261ZM13 92V93H12ZM50 92V91H49ZM58 92V91H57ZM63 92V91H62ZM81 92V91H80ZM102 92V91H101ZM113 92H114V90H113ZM116 92V91H115ZM140 92V91H139ZM169 92V91H168ZM205 92H206V90H205ZM212 92V91H211ZM245 92V91H244ZM66 93H67V91H66ZM76 93V92H75ZM78 93V92H77ZM94 93V92H93ZM103 93V92H102ZM121 93V92H120ZM128 93V92H127ZM133 93V92H132ZM164 93V92H163ZM203 93V92H202ZM201 93V94H202ZM263 93V92H262ZM21 94H22V92H21ZM26 94V93H25ZM92 94V93H91ZM142 94V93H141ZM145 94V93H144ZM148 94V93H147ZM150 94V93H149ZM149 94H148V96H149ZM155 94H158V93H155ZM200 94V93H199ZM207 94V93H206ZM126 95V94H125ZM138 95V94H137ZM151 95V94H150ZM166 95H168V94H166ZM183 95V96H184ZM187 95V96H188ZM191 95V94H190ZM194 95H196V94H194ZM218 95V94H217ZM23 96V95H22ZM31 96V95H30ZM95 96H96V94H95ZM102 96V95H101ZM158 96V95H157ZM192 96H193V94H192ZM40 97V96H39ZM44 97V96H43ZM48 97V96H47ZM59 96H57V98H58ZM90 97V96H89ZM117 97V96H116ZM121 97V96H120ZM159 97V96H158ZM166 97V96H165ZM172 97V96H171ZM170 97V98H171ZM179 97V96H178ZM191 97V96H190ZM189 97V98H190ZM207 97V96H206ZM205 97V98H206ZM23 98V97H22ZM123 98H124V96H123ZM180 98V97H179ZM208 98V97H207ZM211 98V97H210ZM217 98V97H216ZM229 98V97H228ZM29 99V98H28ZM62 99V98H61ZM60 99V100H61ZM150 99V98H149ZM148 99V100H149ZM153 99V98H152ZM151 99V100H152ZM178 99V98H177ZM192 99H193V97H192ZM215 99V98H214ZM221 99V98H220ZM226 99V98H225ZM224 99V100H225ZM64 100V99H63ZM116 100V99H115ZM119 100V99H118ZM120 100L122 101V99L120 98ZM158 100V99H157ZM198 100V99H197ZM210 100V99H209ZM212 100V99H211ZM216 100H218V99H215V101ZM227 100V99H226ZM55 101V100H54ZM79 101V100H78ZM84 101V100H83ZM125 101V100H124ZM133 101V100H132ZM135 101V100H134ZM150 101V100H149ZM164 101V100H163ZM169 101V100H168ZM180 101H182V100H180ZM208 101V100H207ZM215 101L213 102V101H211V102H213V103H215ZM221 101V100H220ZM260 101V100H259ZM99 102V101H98ZM118 102V101H117ZM120 102V101H119ZM118 102V103H119ZM127 102H128V100H127ZM139 102V101H138ZM144 102V101H143ZM157 102V101H156ZM160 102V101H159ZM210 102V101H209ZM217 102V101H216ZM224 102V101H223ZM35 103V102H34ZM92 103V102H91ZM121 103V102H120ZM148 103V102H147ZM155 103V102H154ZM162 103H164V102H162ZM171 103V102H170ZM184 103V102H183ZM189 103H190V101H189ZM213 103H211V104H213ZM220 103H222V102H220ZM237 103V102H236ZM235 103V104H236ZM65 104V103H64ZM81 104V103H80ZM117 104V103H116ZM122 104V103H121ZM182 104V103H181ZM38 105V104H37ZM72 105H73V103H72ZM129 105V104H128ZM140 105V104H139ZM143 105H144V103H143ZM150 105V104H149ZM168 105V104H167ZM171 105H173V104H171ZM205 105V104H204ZM218 105V104H217ZM221 105V104H220ZM16 106V105H15ZM86 106V105H85ZM164 106V105H163ZM182 105H180V107H181ZM216 106V105H215ZM131 107V106H130ZM138 107V106H137ZM142 107V106H141ZM170 107V106H169ZM183 107V106H182ZM186 107V106H185ZM212 107H213V105H212ZM17 108V107H16ZM70 107H68V109H69ZM73 108V107H72ZM82 108V107H81ZM110 108V107H109ZM156 108V107H155ZM175 108V107H174ZM195 108V107H194ZM214 108V107H213ZM30 109V108H29ZM28 109V110H29ZM32 109H33V107H32ZM31 109V110H32ZM50 109V108H49ZM57 109V108H56ZM80 109V108H79ZM106 109H107V107H106ZM137 109V108H136ZM139 109V108H138ZM193 109V108H192ZM199 109V108H198ZM218 109V108H217ZM221 109V108H220ZM239 109V111H240V109L242 110V107L241 108H238ZM248 109V108H247ZM51 110H52V108H51ZM55 110V109H54ZM64 110V109H63ZM71 110V109H70ZM76 110V109H75ZM82 110V109H81ZM85 110V109H84ZM100 110V109H99ZM111 110V109H110ZM134 110V109H133ZM141 110V109H140ZM186 110V109H185ZM190 110V109H189ZM214 110H215V108H214ZM101 111V110H100ZM99 111V112H100ZM161 111V110H160ZM159 111V112H160ZM166 111V110H165ZM196 111V110H195ZM217 111V110H216ZM215 111V112H216ZM222 111V110H221ZM225 111V110H224ZM228 111V110H227ZM246 111V110H245ZM249 111V110H248ZM36 112V111H35ZM50 112V111H49ZM57 112V111H56ZM98 112V113H99ZM107 112V111H106ZM188 112V111H187ZM206 112H208V111H206ZM223 112V111H222ZM226 112V111H225ZM90 113V112H89ZM104 113V112H103ZM111 113V112H110ZM110 113H108V114H110ZM135 113V112H134ZM154 113H156V112H154ZM169 113V112H168ZM192 113V112H191ZM210 113V112H209ZM219 113V112H218ZM239 113V112H238ZM17 114V113H16ZM22 114V113H21ZM86 114V113H85ZM107 114V115H108ZM171 114V113H170ZM211 114V113H210ZM214 114V113H213ZM217 114V113H216ZM222 114V113H221ZM46 115V114H45ZM104 115V114H103ZM102 115V116H103ZM111 115V114H110ZM133 115V114H132ZM140 115V114H139ZM208 115V114H207ZM223 115V114H222ZM226 115V114H225ZM243 115V114H242ZM16 116V115H15ZM48 116V115H47ZM72 116V115H71ZM80 117H82L81 116V114L79 115ZM95 116V115H94ZM97 116V115H96ZM102 116H101V118H100V120L101 119H103V118H106V117H104L103 116V118H102ZM118 116V115H117ZM216 116V115H215ZM218 116V115H217ZM236 116V115H235ZM244 116H246V115H244ZM29 117V116H28ZM98 117V116H97ZM97 117L95 118V120L97 119ZM150 117H152V116H150ZM253 117V116H252ZM5 118H8V121H5ZM16 118H17V116H16ZM21 118H24V117H21ZM31 118V117H30ZM50 118V117H49ZM84 118V117H83ZM91 118V117H90ZM115 118H117V117H115ZM256 118H258V117H256ZM28 119V118H27ZM44 119V118H43ZM69 119V118H68ZM93 119V118H92ZM107 119V118H106ZM109 119V118H108ZM107 119V120H108ZM112 118L110 117V120H111ZM126 119V118H125ZM199 119V118H198ZM205 119V118H204ZM207 119V118H206ZM226 119V118H225ZM243 119V118H242ZM247 119H249V117L247 118ZM7 120V119H6ZM13 120V119H12ZM95 120H93V121H95ZM100 120L98 121V123L100 122ZM118 119H115V121H117ZM169 120V119H168ZM209 120V119H208ZM213 120V119H212ZM211 120V121H212ZM251 120V119H250ZM11 121V122H10ZM46 121V120H45ZM50 121V120H49ZM76 121H77V119H76ZM102 121V120H101ZM112 121V120H111ZM125 121V120H124ZM134 121V120H133ZM136 121V120H135ZM223 121V120H222ZM64 122V121H63ZM67 122V121H66ZM96 122H97V120H96ZM96 122H94V123H96ZM114 122V121H113ZM113 122H111V124L113 123ZM146 122H147V120H146ZM240 122V121H239ZM259 122V121H258ZM29 123H31L30 121H29ZM44 123V122H43ZM76 123H78V122H76ZM86 123V122H85ZM115 123V122H114ZM119 123V122H118ZM122 123V122H121ZM219 123V122H218ZM39 124V123H38ZM45 124H46V122H45ZM44 124V125H45ZM66 124H68V123H66ZM89 124H91V123H89ZM102 124L103 123H101L100 125L102 126ZM108 124V123H107ZM116 124V123H115ZM167 124V123H166ZM212 124V123H211ZM247 124V123H246ZM52 125V124H51ZM84 125V124H83ZM96 125V124H95ZM95 125H93L92 126V124H91V126L93 127H89V129L90 128H92V129H90V131H87V129H88V127H87V129H86V131H87V137L86 136H82L81 138H83V137H86V138H84L83 140H84V142H78V141H76V143L75 144H77V146L76 147H79L80 146V148H82L81 146L83 145L84 147L85 146H89V144L97 137V134L99 133V132H101L104 128V126H102V129L101 128H99V127H97V125L95 126ZM121 125V124H120ZM119 125V126H120ZM127 125H129V124H127ZM136 125V124H135ZM147 125V124H146ZM181 125V124H180ZM226 125V124H225ZM252 125V124H251ZM109 126V125H108ZM111 126V125H110ZM118 126V127H119ZM130 126V125H129ZM137 126V125H136ZM153 126V125H152ZM173 126V125H172ZM212 126V125H211ZM262 126V125H261ZM261 126H259V127H261ZM62 127V126H61ZM84 127V126H83ZM114 127V126H113ZM117 127V128H118ZM128 127V126H127ZM144 127V126H143ZM178 127V126H177ZM196 127H198V126H196ZM41 128V127H40ZM70 128V127H69ZM81 128V127H80ZM109 128V127H108ZM116 127H115V131L114 132H116V131H118V130H116L117 129ZM120 128V127H119ZM131 128V127H130ZM147 128V127H146ZM180 128V127H179ZM192 128V127H191ZM204 128V127H203ZM84 129V128H83ZM129 129V128H128ZM169 129V128H168ZM174 129V128H173ZM196 129V128H195ZM194 129V130H195ZM38 130V129H37ZM41 130V129H40ZM45 130V129H44ZM60 130V129H59ZM105 131L107 130L106 128L104 129ZM103 130V131H104ZM187 130V129H186ZM185 129L184 130H180L179 129V131L180 132H176L177 134L176 135H174L173 137H172V139H171V143H173V144H177V145H183V146H185V148H186V151L188 150V149H190V150H188V152L189 151H192L193 153H194V155H195V159H199L200 160V158L202 159H204L205 157H206V154H208V152H209V154L211 153V152H216V150H217V148L218 147H216L217 146V144H213V139H215V136L212 138V135L210 134V133H208V134H202V132L201 133H198L199 132V130H198V128H197V130H198V132L195 130H192V131H186ZM190 130V129H189ZM120 131V130H119ZM157 131V130H156ZM78 132V131H77ZM82 132V131H81ZM80 132V133H81ZM84 132V131H83ZM82 132V133H83ZM107 133H108V131H106ZM127 132V131H126ZM243 132V131H242ZM49 133H50V131H49ZM51 133H52V131H51ZM54 133V132H53ZM56 133V132H55ZM54 133V134H55ZM65 133H67V132H65ZM86 133V132H85ZM84 133V134H85ZM105 133V132H104ZM112 133V132H111ZM119 133H121V132H119ZM129 133V132H128ZM151 133V132H150ZM237 133V132H236ZM58 134V133H57ZM77 134V133H76ZM113 134V133H112ZM130 134V133H129ZM143 134V133H142ZM155 134V133H154ZM231 134V133H230ZM240 134V133H239ZM83 135V134H82ZM106 135H108V134H106ZM172 135V134H171ZM214 135V134H213ZM221 135V134H220ZM229 135V134H228ZM102 136V135H101ZM105 136V135H104ZM103 136V137H104ZM109 136V135H108ZM111 136V135H110ZM114 136V135H113ZM112 136V137H113ZM217 136H219L218 134H217ZM226 136V135H225ZM240 136H241V134H240ZM30 137V136H29ZM143 137V136H142ZM220 137V136H219ZM55 138V137H54ZM53 138V139H54ZM58 138H59V136H58ZM63 138V137H62ZM136 138V137H135ZM28 139V138H27ZM26 139V140H27ZM45 139V138H44ZM52 139V140H53ZM221 139V138H220ZM223 139V138H222ZM113 140V139H112ZM145 140V139H144ZM219 140V139H218ZM227 140V139H226ZM42 141V140H41ZM51 141V140H50ZM59 141H60V139H59ZM64 141V140H63ZM66 141V140H65ZM64 141V142H65ZM139 141V140H138ZM161 141V140H160ZM213 141V142H212ZM230 141V140H229ZM228 141V142H229ZM170 142V141H169ZM220 142V141H219ZM226 142V141H225ZM225 142H223V143H221V146H224L226 143ZM263 142V141H262ZM25 143V142H24ZM40 143V142H39ZM143 143V142H142ZM144 143H146V142H144ZM148 143V142H147ZM160 143V142H159ZM165 143V142H164ZM170 143V144H171ZM215 143V142H214ZM60 146L58 147V149L60 148L61 150H59V153H61L60 151H64V150H62V148L64 149V147H62V145L60 144V143H58ZM73 144V143H72ZM149 144V143H148ZM22 145V144H21ZM68 145V144H67ZM145 145V144H144ZM163 145V144H162ZM218 145H219V143H218ZM228 145V144H227ZM235 145V144H234ZM75 146V145H74ZM73 146V147H74ZM143 146V145H142ZM30 147V146H29ZM36 147V146H35ZM57 147V146H56ZM55 147V148H56ZM72 147V146H71ZM72 147V148H73ZM113 147V146H112ZM115 147V146H114ZM150 147V146H149ZM162 147V146H161ZM160 147V148H161ZM180 147V146H179ZM178 147V148H179ZM70 148V147H69ZM141 148H143V147H141ZM145 148V147H144ZM143 148V149H144ZM182 148V147H181ZM19 149H21V148H19ZM30 149V148H29ZM57 149V148H56ZM74 149V148H73ZM127 149V148H126ZM129 149V148H128ZM174 149H175V147H174ZM180 149V148H179ZM67 150V149H66ZM72 150V149H71ZM108 150V149H107ZM109 150H112V149H110L109 148ZM118 150V149H117ZM120 150V149H119ZM184 150V149H183ZM238 150H239V148H238ZM9 151V150H8ZM23 151V150H22ZM51 151V150H50ZM96 151V150H95ZM104 151V150H103ZM127 151V150H126ZM152 151V150H151ZM240 151V150H239ZM241 151H242V149H241ZM43 152H46L45 150L43 151ZM42 152V153H43ZM69 152V151H68ZM94 152V151H93ZM214 152V153H215ZM218 152H219V150H218ZM225 152H227V151H225ZM229 152V151H228ZM236 152H237V150H236ZM247 152V151H246ZM245 152V153H246ZM17 153V152H16ZM20 153V152H19ZM26 153H28V152H26ZM48 153V152H47ZM97 153V152H96ZM156 153V152H155ZM171 153V152H170ZM191 153V152H190ZM220 153V152H219ZM239 153V152H238ZM243 153V152H242ZM257 153V152H256ZM15 154V153H14ZM18 154V153H17ZM30 154V153H29ZM37 154V153H36ZM39 154V153H38ZM44 154V153H43ZM54 154V153H53ZM53 154H51V155H53ZM56 154V153H55ZM58 154V153H57ZM115 154V153H114ZM208 154V155H209ZM216 154H218V153H216ZM234 154V153H233ZM236 154V153H235ZM254 154V153H253ZM9 155V154H8ZM40 155V154H39ZM39 155H34V156H32V158H28V155L26 156V155H24V153L22 154V153H20V155H16V157L14 158V156L13 155H11V156H13L12 158H10V159H12L11 161L9 160H6V163L2 160V163L0 164V185H1V188L2 187H4L3 189L6 191H0V241H3L4 240V242H5V244H6V246L7 247H5V252H7L8 253V250H9V247H10V241L12 240V238L13 239H16L17 237H15L14 238V236L16 235V234H14V236H13V232H15L14 230L15 229H17V227L20 225V219H21V214H19L18 212H16V213H18L19 214V216H20V219H19V217L18 218H13V216L11 217V219H9L10 218V216H11V214H12V211H14L15 212V210H17V209H13L11 206H12V201H11V199H13V197L12 198H10V194L11 193H9V192H12V191H15V192H19V191H24L26 188H28V187H30V186H33L34 187V185H35V183L33 182L34 181V179H36L37 178V176L36 175H38L37 174V172H35L34 170L35 169H37L38 167H39V165H40V163H39V160H40V158L41 157H39L38 158V156ZM42 155V154H41ZM40 155V156H41ZM46 155V154H45ZM51 155H50V157H51ZM60 155V154H59ZM58 155V156H59ZM61 155H62V153H61ZM68 155V154H67ZM98 155V154H97ZM103 155H104V153H103ZM113 155V154H112ZM173 155V154H172ZM178 155V154H177ZM207 155V156H208ZM213 155V154H212ZM239 155V154H238ZM237 155V156H238ZM246 155V154H245ZM250 155V154H249ZM48 156H49V154H48ZM47 156V157H48ZM57 156V157H58ZM92 156V155H91ZM104 156H106V155H104ZM113 156H115V155H113ZM118 157H119V155H117ZM124 156V155H123ZM126 156V155H125ZM150 156V155H149ZM247 156V155H246ZM44 157V156H43ZM53 157V156H52ZM55 157V156H54ZM112 157V156H111ZM116 157V156H115ZM214 157V156H213ZM219 157V156H218ZM218 157H216V158H218ZM230 157V156H229ZM232 157H234L233 155L231 156V158ZM242 157V158H241ZM241 161L243 162V161H246L245 160V156L242 154L241 155ZM61 158V157H60ZM99 158V157H98ZM104 158V157H103ZM107 158V157H106ZM108 158H110L109 156H108ZM123 158H125V157H123ZM237 158V157H236ZM257 158V157H256ZM42 159V158H41ZM97 159V158H96ZM115 159V158H114ZM113 159V160H114ZM119 159V158H118ZM121 159V161L123 160L122 158H120ZM119 159V160H120ZM126 159V158H125ZM124 159V160H125ZM128 159V158H127ZM179 159V158H178ZM202 159V160H203ZM206 159H207V157H206ZM232 160L233 162V165L234 166H238L239 165V162H241L240 160ZM98 160V159H97ZM129 160V159H128ZM185 160V159H184ZM198 160V161H199ZM209 160V159H208ZM216 160V159H215ZM214 160V161H215ZM221 160V159H220ZM250 160V159H249ZM248 160V161H249ZM41 161V160H40ZM95 161V160H94ZM102 161V160H101ZM105 161V160H104ZM103 161V162H104ZM115 161V160H114ZM131 161H132V159H131ZM136 161V160H135ZM180 161V160H179ZM211 161H213V160H211ZM225 161V160H224ZM97 162H99V161H97ZM102 162V163H103ZM124 162V161H123ZM122 162V163H123ZM128 162V161H127ZM126 162V160H125V163H127ZM137 162V161H136ZM140 162V161H139ZM167 162V161H166ZM222 163H223V161H221ZM220 162V163H221ZM228 162V161H227ZM43 163V162H42ZM50 163V162H49ZM143 163H144V161H143ZM207 163V162H206ZM217 163H218V161H217ZM225 163V162H224ZM223 163V164H224ZM80 164V163H79ZM81 164H83V163H81ZM104 164V163H103ZM111 164V163H110ZM128 164V163H127ZM131 164V163H130ZM163 164V163H162ZM165 164V163H164ZM195 164V163H194ZM202 164V163H201ZM208 164V163H207ZM210 164V163H209ZM226 164V163H225ZM74 165V164H73ZM78 165V164H77ZM133 165V164H132ZM138 165V164H137ZM161 165V164H160ZM169 165H170V163H169ZM173 165V164H172ZM218 165H220V164H218ZM248 165V164H247ZM261 165V164H260ZM42 166V165H41ZM82 166V165H81ZM99 166V165H98ZM106 166V165H105ZM104 166V167H105ZM114 166V165H113ZM113 166H111V167H113ZM165 166V165H164ZM175 166V165H174ZM224 166V165H223ZM240 166H241V163H240ZM101 167V166H100ZM107 167V166H106ZM105 167V168H106ZM110 167V166H109ZM119 167L120 168H122L120 165H119ZM214 167V166H213ZM222 167V166H221ZM225 167V166H224ZM236 167H235V169H236ZM81 168V167H80ZM103 168V167H102ZM131 168H132V166H131ZM136 168V167H135ZM135 168H132L133 170L135 169ZM164 168V167H163ZM169 168V167H168ZM171 168V167H170ZM186 168V167H185ZM238 168V167H237ZM249 168V167H248ZM253 168V167H252ZM257 168V167H256ZM263 168V167H262ZM77 169V168H76ZM78 169H79V166H78ZM97 169V168H96ZM95 169V170H96ZM112 169V168H111ZM110 169V170H111ZM115 169H117V168H115ZM123 169V168H122ZM124 169H125V167H124ZM161 169V168H160ZM173 169V168H172ZM177 169V168H176ZM183 169V168H182ZM189 169V168H188ZM240 169V168H239ZM244 169V168H243ZM39 170V169H38ZM37 170V171H38ZM104 170V169H103ZM106 170V169H105ZM114 170V169H113ZM120 170V169H119ZM136 170V169H135ZM134 170V171H135ZM163 170V169H162ZM168 170V169H167ZM232 170H233V168L230 166H228L227 167V165H226V167L222 170V168H221V172H222V176H223V178H225V175L226 174H229V173H231L232 172ZM247 170V169H246ZM250 170H251V168H250ZM249 170V171H250ZM255 170V169H254ZM45 172H46V170H44ZM91 171V170H90ZM94 171V170H93ZM99 171H100V168H99ZM115 172H116V170H114ZM124 171V170H123ZM123 171H121L120 170V172L119 173H124ZM130 171H131V169H130ZM139 170H137V172H138ZM171 171V170H170ZM177 171V170H176ZM195 171V170H194ZM88 172V171H87ZM95 172V171H94ZM103 172V171H102ZM141 172V171H140ZM164 172V171H163ZM202 172V171H201ZM251 172H252V170H251ZM43 173V172H42ZM74 173V172H73ZM104 173V172H103ZM119 173H118V175H119ZM125 173H127V171L125 172ZM129 173V172H128ZM142 173V172H141ZM148 173V172H147ZM161 173V172H160ZM159 173V175H161ZM165 173H166V171H165ZM168 173H169V171H168ZM177 172H174L173 174H176ZM196 173V172H195ZM254 173H257V172H254ZM264 172H258L257 174H256V178H257V176H259V177H262V174H263ZM36 174V175H35ZM41 174V173H40ZM44 174V173H43ZM82 174H83V172H82ZM99 174H100V172H99ZM98 174V175H99ZM117 174V173H116ZM132 174V173H131ZM135 174H136V172H135ZM153 174V173H152ZM155 174H157V172L155 173ZM163 174V173H162ZM167 174V173H166ZM171 174V173H170ZM179 174V173H178ZM185 174V173H184ZM73 175V174H72ZM93 175V174H92ZM92 175H91V177H92ZM96 175V174H95ZM134 175V174H133ZM133 175H131L132 177H133ZM140 174H138V178H140V176H139ZM142 175V174H141ZM146 175V174H145ZM181 174H179V176H180ZM204 175V174H203ZM219 176H220V174H218ZM246 175V174H245ZM36 176V178H34ZM44 176V175H43ZM75 176V175H74ZM86 176H87V174H86ZM125 176V175H124ZM129 177H131L130 175H128ZM134 176H136V175H134ZM144 176V175H143ZM163 176V175H162ZM171 176H172V174H171ZM216 176V175H215ZM232 176V175H231ZM234 176V175H233ZM83 177V176H82ZM164 177L166 178V175L164 174ZM167 177L169 178L170 177V175L168 174L167 175ZM173 178L175 177V176H172ZM204 177V176H203ZM96 178V177H95ZM109 178V177H108ZM144 178V177H143ZM164 178V179H165ZM168 178H167V180H168ZM171 178V177H170ZM238 178V177H237ZM247 178V177H246ZM255 178V181H253V184L252 185H254L255 187H257V188H259V185H261V183H262V178H260L259 180H257ZM78 179V178H77ZM86 179H88V178H86ZM116 179H122V178H120V177H115V179L114 180H116ZM127 179V178H126ZM125 179V180H126ZM133 179V178H132ZM131 179V180H132ZM145 179V178H144ZM164 179L163 178H159V179H156V182H155V188L157 189V190H155V191H151L150 189L148 190V188H151V187H148V188H146V186H148V185H146L145 186V184L144 183H142V184H144V186H145V188H146V190L147 191H145L144 190V200H141V202L143 201V204H144V206L142 207V214H143V212L144 211H146L145 213H147V218H150V214H152V217H155L156 218V220H154V223L153 222H151V224L150 223H148V221H143V222H141V223H144V226L146 227V228H144V229H142V230H140L141 232L139 233L137 230L135 231L134 230V228L135 229H137L136 227H134V224H135V222L137 221V220H139V219H137L135 222H134V224L133 223H131V222H133L132 221V218H133V216H132V211L131 210H133V209H131V208H129L130 206H131V204H130V206L127 208H124L125 206H123V205H126V204H124L125 203V200H127V198H124V196L123 195H121V197H123V200L124 201H122L123 202V205L121 204V203H117V207H118V224H119V227H118V231H117V234H118V237H119V239H121L120 237H121V235H122V231H123V229H126V232L125 233H127V235H128V237H127V239L129 240V242H127V247H126V245L124 246V247H126L125 248V251L127 250L128 251V253H136V252H134L135 250H137L136 248H138L137 246H136V242L138 241V239L136 240V237L138 236V234H140L139 236H140V239H139V241L141 240V238H146V237H148L149 235H150V233H151V230L154 228L155 229V227H157V228H161V229H163V230H169V233H172L174 236H175V231L176 230H179V229H181L180 227H179V229H178V226H180L179 225V223L178 222H176V221H179V217H180V212H182L183 213V211L185 212L186 211V208H182L183 206H182V203H184L183 201H182V203H179V201H178V204H180V207L176 204L175 206H174V208L172 209V207L170 208V212L172 211V213H171V215L168 217L164 212L166 211V205H167V202H166V197H167V194H170L169 193V189L168 188H166L164 185H163V181H164ZM172 179V178H171ZM176 179H177V177H176ZM186 179V178H185ZM233 179V178H232ZM10 180H11V182H10ZM81 180V179H80ZM113 180V179H112ZM244 180V179H243ZM264 180V179H263ZM75 181V180H74ZM77 181V180H76ZM103 181V180H102ZM120 181V180H119ZM130 181V180H129ZM129 181H127V182H129ZM133 181V180H132ZM135 181V180H134ZM137 181H139V180H137ZM144 181V180H143ZM147 181V180H146ZM224 181V180H223ZM238 181V180H237ZM252 181V180H251ZM81 182V181H80ZM136 182V181H135ZM150 182V181H149ZM173 182H175V179H174V181ZM177 182V181H176ZM183 182V181H182ZM213 182V181H212ZM214 182H216V181H214ZM225 182V181H224ZM7 183V184H6ZM42 183V182H41ZM70 183V182H69ZM72 183V182H71ZM88 184H89V182H87ZM86 183V184H87ZM98 183V182H97ZM96 183V184H97ZM104 183V182H103ZM114 183H116V182H114ZM122 183H124V182H122ZM126 183V182H125ZM129 183H131V182H129ZM128 183V184H129ZM138 183V182H137ZM141 183V182H140ZM148 183V182H147ZM180 183V182H179ZM218 183V182H217ZM232 183V182H231ZM241 183V182H240ZM4 184H6V185H4ZM47 184V183H46ZM87 184V185H88ZM95 184V183H94ZM110 184H112V183H110ZM119 184H121V183H119ZM118 184V185H119ZM142 184H141V186H142ZM186 184V183H185ZM233 184V183H232ZM2 185H4V186H2ZM40 185V184H39ZM66 185V184H65ZM115 185V184H114ZM131 185H134V184H131ZM139 185V184H138ZM178 185V184H177ZM182 185V184H181ZM209 185V184H208ZM251 185V186H252ZM36 186V185H35ZM61 186V185H60ZM135 186V185H134ZM136 186H137V184H136ZM140 186V187H141ZM207 186V185H206ZM230 186V185H229ZM244 186V185H243ZM33 187H32V189H33ZM75 187V186H74ZM83 187V186H82ZM88 187V186H87ZM111 187H112V185H111ZM120 187V186H119ZM132 187V186H131ZM139 186H138V190H140L139 188H140ZM183 187V186H182ZM51 188V187H50ZM83 188H85V187H83ZM133 188V187H132ZM177 188V187H176ZM247 188V187H246ZM29 189V188H28ZM47 189V188H46ZM93 189V188H92ZM136 189H137V187H136ZM135 189V191H137ZM142 189H144V187L142 188ZM183 189V188H182ZM181 189V190H182ZM203 189V188H202ZM242 189V188H241ZM30 190H31V187H30ZM58 190V189H57ZM67 190V189H66ZM70 190V189H69ZM79 190V189H78ZM131 190H134V188L133 189H131ZM244 190V189H243ZM26 191H27V189H26ZM72 191H75V190H72ZM157 191V192H156ZM159 191V192H158ZM179 191V190H178ZM236 191V190H235ZM39 192V191H38ZM65 192H67V191H65ZM82 192V191H81ZM104 192V191H103ZM112 192V191H111ZM134 192V191H133ZM139 192V191H138ZM142 192V191H141ZM141 192H139V193H141ZM146 192V193H145ZM174 192H177V190L176 191H174ZM232 192V191H231ZM5 193H9L8 194V196L5 194ZM20 193V192H19ZM62 193V192H61ZM122 193V192H121ZM171 193H173V192H171ZM177 193H179V192H177ZM176 193V194H177ZM235 193V192H234ZM13 194V196H14V193H12ZM16 194V193H15ZM45 194V193H44ZM69 194V193H68ZM79 194V193H78ZM82 194V193H81ZM129 194H130V190H129ZM133 194H136V195H134L135 197L137 196V192L135 193H132V194H130V195H132V196H130V198L131 199H133V201H134V197H133ZM174 194V193H173ZM189 194V193H188ZM243 194V193H242ZM251 194V193H250ZM141 195V194H140ZM142 195H143V193H142ZM172 195V194H171ZM179 195H180V193H179ZM179 195H177V196H179ZM227 195V194H226ZM252 195V194H251ZM25 196V195H24ZM72 196V195H71ZM127 196V195H126ZM139 196V195H138ZM174 196H176V195H174ZM176 196V197H177ZM181 196V195H180ZM64 197H65V195H64ZM69 197V196H68ZM78 197H80V196H78ZM133 197V198H132ZM142 197V196H141ZM169 197V196H168ZM167 197V198H168ZM225 197V196H224ZM34 198V197H33ZM112 198H114V196L112 197ZM118 198H119V196H118ZM117 198V199H118ZM138 198V197H137ZM137 198H136V200H135V202L137 201H140V200H137ZM140 198V197H139ZM171 198V197H170ZM173 199H174V197H172ZM201 198V197H200ZM232 198V197H231ZM129 199V198H128ZM130 199V201H132ZM159 199V201H158V208L157 207H155L154 205H153V202L155 201V200H158ZM169 199V198H168ZM176 199V198H175ZM186 199V198H185ZM191 199V198H190ZM239 199V198H238ZM251 199V198H250ZM28 200V199H27ZM30 200V199H29ZM37 200V199H36ZM52 200V199H51ZM58 200V199H57ZM67 200V199H66ZM120 200H121V198H120ZM178 200V198L176 199V201ZM180 200H181V198H180ZM198 200V199H197ZM262 200V199H261ZM14 201V200H13ZM113 201V200H112ZM132 201V202H133ZM153 201V202H152ZM169 201V200H168ZM175 201V200H174ZM173 201V202H174ZM38 202V201H37ZM127 202V201H126ZM140 202V203H141ZM171 202H172V200H171ZM181 202V201H180ZM197 202V201H196ZM256 202V201H255ZM262 202V201H261ZM264 202V201H263ZM33 203V204H32ZM32 203H30L31 205L29 206V208H28V211H29V213H27L28 215H27V217H29V216H31V223H30V225H29V223H27L28 221H26L25 222V220L23 221V222H25V223H23V226L21 225V227L24 229V227L26 226H28L29 228V230H31L32 231V229L34 228V225H35V223H34V221H36V219L35 220H33L32 219V217L35 215V213L33 212V211H35L34 209H35V207H37V206H35L36 205V203H34V202H32ZM50 203H52V202H50ZM71 203H74V202H71ZM70 203V204H71ZM111 203V202H110ZM115 203V202H114ZM139 203V204H140ZM152 203V204H151ZM170 203V202H169ZM168 203V205L167 206H169L170 204ZM239 203H240V201H239ZM127 204H129V201H128V203ZM137 204V203H136ZM175 204V203H174ZM193 204V203H192ZM37 205H40V204H37ZM50 205V204H49ZM53 205V204H52ZM58 205V204H57ZM115 205V204H114ZM135 205V204H134ZM138 205V204H137ZM136 205V206H137ZM153 205V206H152ZM173 205V204H172ZM184 206H185V204H183ZM189 205V204H188ZM236 205H238V204H236ZM20 206V205H19ZM55 206V205H54ZM71 206V205H70ZM187 206V205H186ZM185 206V207H186ZM198 206V205H197ZM40 207V206H39ZM43 207V206H42ZM58 207V206H57ZM60 207V206H59ZM113 207V206H112ZM70 208V207H69ZM74 208H76V207H74ZM110 208V207H109ZM116 208V207H115ZM134 208V207H133ZM144 208H145V210H144ZM251 208V207H250ZM264 208V207H263ZM19 209V208H18ZM41 209V208H40ZM43 209V208H42ZM71 209V208H70ZM135 209H138V208H135ZM140 210H141V208H139ZM157 209V210H156ZM165 209V210H164ZM169 209V208H168ZM167 209V210H168ZM207 209V208H206ZM211 210V209H210ZM19 211H20V209H19ZM40 211V210H39ZM44 211V210H43ZM135 211V210H134ZM139 211V210H138ZM138 211L136 210L135 212H137L138 213ZM239 211V210H238ZM13 212V213H14ZM45 212V211H44ZM135 212H133V215H134V213ZM169 212V213H170ZM21 213H22V210H21ZM25 213V212H24ZM48 213V212H47ZM60 213V212H59ZM63 213H64V211H63ZM141 213H140V215H141ZM144 213V214H145ZM252 213V212H251ZM18 214H16L17 216H18ZM30 214V215H29ZM34 214V215H33ZM46 214V213H45ZM50 214V213H49ZM57 214V213H56ZM65 214V213H64ZM136 214V213H135ZM139 214V213H138ZM184 214V213H183ZM188 214V213H187ZM195 214V213H194ZM204 214V213H203ZM13 215H15V214H13ZM16 215H15V217H16ZM42 215V214H41ZM99 215V214H98ZM184 215H186V214H184ZM238 215V214H237ZM250 215V214H249ZM47 216V215H46ZM137 217H138V215H136ZM145 215H143V216H141L142 218L144 217ZM181 216H182V214H181ZM188 216H190V214L188 215ZM208 216V215H207ZM44 217H45V215H44ZM48 217H50V216H48ZM136 217V218H137ZM168 217V218H167ZM226 217V216H225ZM251 217V216H250ZM47 218V217H46ZM126 218H128V219H126ZM135 218V217H134ZM135 218V219H136ZM139 218V217H138ZM181 218V217H180ZM183 218H185L184 216H183ZM227 218V217H226ZM9 219V220H8ZM15 219V220H14ZM29 219H30V217H29ZM28 219V220H29ZM56 219V218H55ZM130 219V220H129ZM188 219V218H187ZM252 219V218H251ZM7 220H8V222H7ZM22 220V219H21ZM27 220V219H26ZM49 220V219H48ZM125 220H127V221H125ZM141 220V219H140ZM148 220V219H147ZM151 220H152V218H151ZM30 221V220H29ZM55 221V220H54ZM95 221V220H94ZM153 221V220H152ZM157 221H158V224H157ZM166 221H168L170 224H171V226H170V228H167V227H164L165 225L163 224V222L164 223H166ZM180 221H182V219L180 220ZM260 221V220H259ZM56 222V221H55ZM137 222H139V221H137ZM174 222V223H173ZM188 222V221H187ZM203 222V221H202ZM201 222V223H202ZM229 222V221H228ZM250 222H252V221H250ZM264 222V221H263ZM58 223H59V221H58ZM94 223V222H93ZM112 223V222H111ZM168 223V224H169ZM205 223V222H204ZM254 223V222H253ZM95 224V223H94ZM139 224H140V222H139ZM252 224V223H251ZM260 224V223H259ZM263 224V223H262ZM63 225H64V223H63ZM184 225V224H183ZM36 226H38V225H36ZM45 226V225H44ZM43 226V227H44ZM138 226V225H137ZM189 226V225H188ZM195 226V225H194ZM199 226V224L197 225V227ZM202 226V225H201ZM216 226H217V224H216ZM258 226V225H257ZM264 226V225H263ZM20 227V226H19ZM25 227V228H26ZM88 227V226H87ZM94 227V226H93ZM140 227V226H139ZM186 227V226H185ZM185 227H183V229L185 228ZM190 227V226H189ZM207 227V226H206ZM64 228V227H63ZM141 228V227H140ZM152 228V229H151ZM194 228V227H193ZM211 228V227H210ZM261 228V227H260ZM21 229V228H20ZM23 229H21V230H23ZM44 229V228H43ZM47 229V228H46ZM83 229V228H82ZM139 229V228H138ZM151 229V230H150ZM172 229H173V231H172ZM221 229V228H220ZM243 229V228H242ZM49 230V229H48ZM86 230V229H85ZM93 230H94V228H93ZM185 230V229H184ZM199 230V229H198ZM201 230V229H200ZM262 230V229H261ZM20 231V230H19ZM30 231V232H31ZM37 231V230H36ZM51 231V230H50ZM75 231V230H74ZM105 231V230H104ZM165 231H164V233H165ZM263 236H264V227H263ZM21 233H22V231H20ZM25 231L23 230V233H24ZM94 232V231H93ZM175 232V233H174ZM178 233H176V234H179L181 231H177ZM192 232V231H191ZM19 233V232H18ZM39 233V232H38ZM41 233V232H40ZM73 233V232H72ZM100 233V232H99ZM168 233V232H167ZM182 233V232H181ZM188 233V232H187ZM25 234H26V232H25ZM24 234V235H25ZM27 234H29V237L31 236V233H29V231H28V233ZM66 235H67V233H65ZM151 234H153V232L151 233ZM157 234V233H156ZM38 235V234H37ZM41 235V234H40ZM52 235V234H51ZM75 235V234H74ZM160 235V234H159ZM159 235L157 236V237H155V238H153L154 240L153 241H151V242H149V246H148V248H142L141 249V256H142V258H144L146 261H150L151 259H153L152 258V256H151V254L152 253H148V251H150V249L154 252H157V255L155 256V259L157 260V261H159V259L161 258V256H165V254L163 255V253H164V250H166L167 249V247L166 246H168V245H166L165 243H162L163 241H164V239L161 241V238L159 237ZM235 235V234H234ZM17 236V235H16ZM19 236V235H18ZM21 236H22V238L19 236L18 237V240H20V241H18L17 239V241L18 242H16V244H15V249H14V246L12 247L14 250H12L11 252L13 253L12 254V256L14 257V259H16L17 257H19L20 256V253L23 251V248L25 247V245H26V241H27V239H28V236H26L25 235V237H23V235L21 234ZM69 236V235H68ZM169 236V235H168ZM172 236V235H171ZM171 236H169V237H171ZM192 236V235H191ZM190 236V237H191ZM194 236H196V235H194ZM212 236V235H211ZM236 236V235H235ZM262 236V235H261ZM262 236V237H263ZM80 237H82V236H80ZM151 237V236H150ZM153 237V236H152ZM176 238H177V236H175ZM189 237V238H190ZM251 237V236H250ZM77 238V237H76ZM108 238V237H107ZM179 238V237H178ZM253 238V237H252ZM251 238V239H252ZM3 239V240H2ZM34 239V238H33ZM103 239V238H102ZM151 239V238H150ZM150 239H149V241H150ZM168 239V238H167ZM171 239V238H170ZM182 239V238H181ZM180 239V240H181ZM260 239V238H259ZM29 240V239H28ZM125 240V239H124ZM173 242H174V240L173 239H171ZM186 240H187V238H186ZM185 240V241H186ZM257 240V239H256ZM41 241H42V239H41ZM83 241V240H82ZM81 241V242H82ZM95 241V240H94ZM102 241V240H101ZM109 241V240H108ZM136 241V242H135ZM168 241V240H167ZM175 241H176V239H175ZM85 242V241H84ZM153 242V243H152ZM161 242V243H160ZM165 242V241H164ZM168 242H171V241H168ZM182 242V241H181ZM2 243V242H1ZM38 243V242H37ZM43 243V242H42ZM65 243V242H64ZM83 243V242H82ZM109 243V242H108ZM116 243V242H115ZM114 243V244H115ZM167 243V242H166ZM195 243H196V241H195ZM232 243V242H231ZM13 244V243H12ZM79 244V243H78ZM88 244V243H87ZM138 244V243H137ZM173 244V247H172V249L175 247V242L174 243H172ZM1 245H4V244H1ZM0 245V246H1ZM33 245V244H32ZM70 245H72V244H70ZM109 245V244H108ZM171 245V244H170ZM180 246H181V244H179ZM229 245V244H228ZM12 246V245H11ZM92 246V245H91ZM94 246V245H93ZM105 246V245H104ZM110 246H111V244H110ZM113 246V245H112ZM138 246H139V244H138ZM204 246V245H203ZM29 247V246H28ZM99 247V246H98ZM119 247H120V245H119ZM122 247V246H121ZM237 247V246H236ZM12 248H10V249H12ZM67 248V247H66ZM64 249V250H67V249ZM73 248V247H72ZM85 248V247H84ZM92 248V247H91ZM90 248V249H91ZM114 248V247H113ZM43 249V248H42ZM61 249V248H60ZM95 249V248H94ZM171 249V250H172ZM174 249H176V248H174ZM233 249V248H232ZM89 250V249H88ZM253 250V249H252ZM10 251V250H9ZM126 251V252H127ZM140 251V250H139ZM120 254H121V248H120ZM125 252V253H126ZM256 252V251H255ZM124 253V252H123ZM251 253V252H250ZM2 254V253H1ZM6 254V253H5ZM36 254H37V252H36ZM35 254V255H36ZM137 254V253H136ZM34 255V254H33ZM135 255V254H134ZM245 255V254H244ZM66 256V255H65ZM178 256V255H177ZM197 256V255H196ZM21 257V256H20ZM104 257V256H103ZM160 257V258H159ZM165 257H167V256H165ZM250 257V256H249ZM71 258V257H70ZM74 258V257H73ZM90 258V257H89ZM189 258V257H188ZM201 258V257H200ZM9 259V258H8ZM20 259V258H19ZM25 259V258H24ZM78 259V258H77ZM117 259V258H116ZM134 259V258H133ZM89 260V259H88ZM112 260V259H111ZM125 260V259H124ZM173 260V259H172ZM189 260H190V258H189ZM18 261H20V260H18ZM28 261V260H27ZM52 261V260H51ZM85 261V260H84ZM101 261V260H100ZM114 261V260H113ZM132 261V260H131ZM167 261V260H166ZM178 261V260H177ZM206 261H207V259H206ZM4 262H5V260H4V258H3V260L2 259H0V264H4ZM10 262V261H9ZM22 262H23V260H22ZM45 262V261H44ZM57 262V261H56ZM79 262V261H78ZM163 262V261H162ZM191 262V261H190ZM192 262H194V261H192ZM70 263V262H69ZM73 263V262H72ZM117 263V262H116ZM160 263V262H159ZM17 264V263H16ZM47 264V263H46ZM49 264V263H48ZM187 264V263H186ZM237 264V263H236Z\"/></svg>",
	"mask_w": 264,
	"mask_h": 264
}]
</instances>
